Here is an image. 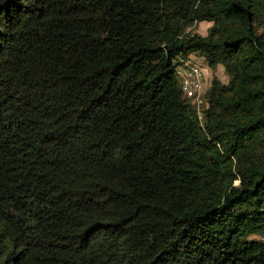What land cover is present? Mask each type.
I'll return each instance as SVG.
<instances>
[{"label": "trees", "instance_id": "1", "mask_svg": "<svg viewBox=\"0 0 264 264\" xmlns=\"http://www.w3.org/2000/svg\"><path fill=\"white\" fill-rule=\"evenodd\" d=\"M0 264H264V0H0Z\"/></svg>", "mask_w": 264, "mask_h": 264}, {"label": "built area", "instance_id": "2", "mask_svg": "<svg viewBox=\"0 0 264 264\" xmlns=\"http://www.w3.org/2000/svg\"><path fill=\"white\" fill-rule=\"evenodd\" d=\"M181 89L196 107L199 118L203 116L205 71L201 64L191 59L189 55L179 59L175 66Z\"/></svg>", "mask_w": 264, "mask_h": 264}, {"label": "rangeland", "instance_id": "3", "mask_svg": "<svg viewBox=\"0 0 264 264\" xmlns=\"http://www.w3.org/2000/svg\"><path fill=\"white\" fill-rule=\"evenodd\" d=\"M210 25H211V21L202 20L196 22L192 26L191 30L197 31L200 34H206ZM189 57L195 60V62L201 64L204 68L205 71L204 89H207L209 87L213 75H216L222 81L225 82L229 79V74L224 70V67L221 63L217 64L215 67H210L207 64L205 58L201 55H198L196 53H190Z\"/></svg>", "mask_w": 264, "mask_h": 264}]
</instances>
